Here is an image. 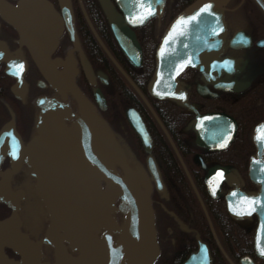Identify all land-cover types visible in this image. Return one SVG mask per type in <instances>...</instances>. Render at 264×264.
Returning a JSON list of instances; mask_svg holds the SVG:
<instances>
[{
    "label": "flooded vegetation",
    "instance_id": "obj_1",
    "mask_svg": "<svg viewBox=\"0 0 264 264\" xmlns=\"http://www.w3.org/2000/svg\"><path fill=\"white\" fill-rule=\"evenodd\" d=\"M6 1L14 5L20 0ZM47 1L63 23L51 54L60 63L57 70L64 76L66 69L75 71V84L111 128L127 164L149 180L159 247L152 264H184L199 244L206 246L211 264H264V194L259 196L264 132L255 133L264 123L262 7L256 0H227L219 59L208 61L207 72L187 67L177 76L172 96H157L149 84L158 44L171 20L197 0H163L160 12V0H155L151 15L140 6L126 14L116 0H108L133 34L138 63L125 55L99 0H68L65 15L62 0ZM142 15L146 18L139 22ZM17 78L24 87L15 92ZM40 98L61 100L17 31L0 17V222L15 216L14 224L33 243L44 238L49 216L35 193L22 148L36 133ZM63 102L77 114L70 93ZM261 217L260 240L256 230ZM115 218L122 222L120 214ZM116 238L113 234L112 240ZM40 251V263L53 261L50 245L42 243ZM0 254L1 264L22 260L1 240Z\"/></svg>",
    "mask_w": 264,
    "mask_h": 264
},
{
    "label": "water",
    "instance_id": "obj_2",
    "mask_svg": "<svg viewBox=\"0 0 264 264\" xmlns=\"http://www.w3.org/2000/svg\"><path fill=\"white\" fill-rule=\"evenodd\" d=\"M99 1L125 55L138 63L140 50L132 32L111 2ZM226 1L197 0L172 19L156 49V70L149 84L152 93L172 96L177 76L183 70L194 67L207 72L208 61L219 59L226 34L223 20ZM150 2L155 6V0H143L145 7L141 10L147 11ZM256 2L264 10V0ZM116 3L121 11L133 14L141 0H116ZM163 3V0L157 3V12L162 10ZM206 4L211 5V14L200 13ZM61 5L63 15L70 11L68 0H62ZM197 13L200 15L196 21L177 24L181 18ZM0 17L17 31L37 68L61 96L60 101L38 100L36 133L22 148L35 179V193L49 216L44 238L37 243L28 240L14 224L13 216L0 222V240L20 253L22 260L16 264H152L159 247L149 180L127 164L111 128L75 84V71L66 69L64 76L57 70L60 63L52 61L51 54L63 30L59 13L47 0H20L14 5L0 0ZM85 72L92 79V71L86 65ZM17 80L15 92L16 88L21 91L24 87L21 79ZM67 92L76 102L75 115L63 102ZM262 132L264 123L255 133ZM13 149L17 151L16 147ZM147 166L153 172L150 162ZM263 194L264 186L259 196ZM115 213L122 217L120 224ZM262 231L261 217L256 230L260 240ZM113 234L117 235L115 241ZM42 243L52 247V262H39ZM1 261L0 254V264ZM184 264H211L206 246L199 244L197 252Z\"/></svg>",
    "mask_w": 264,
    "mask_h": 264
},
{
    "label": "snow or ice",
    "instance_id": "obj_3",
    "mask_svg": "<svg viewBox=\"0 0 264 264\" xmlns=\"http://www.w3.org/2000/svg\"><path fill=\"white\" fill-rule=\"evenodd\" d=\"M140 7H145V4L143 3V0H141ZM210 9H211V5L210 4H206V5H204L203 8L200 9V13L207 12V13L211 14L210 13ZM200 13H197L194 16L188 17L187 19L181 18L180 20L177 21V24L184 25V24H188V23H190L192 21H196L197 20V16H199ZM147 14L148 15H151L152 14L151 13V7H150V5H147ZM145 18H146V16H143L142 15V16L137 17V20L139 22H143V20ZM18 67L22 68L23 65H18ZM262 138H264V137H262ZM13 155H15V153H13ZM249 203L254 205V204L259 203V201H249ZM252 211H255V208L254 207L252 208ZM261 254L264 255V251H262Z\"/></svg>",
    "mask_w": 264,
    "mask_h": 264
}]
</instances>
